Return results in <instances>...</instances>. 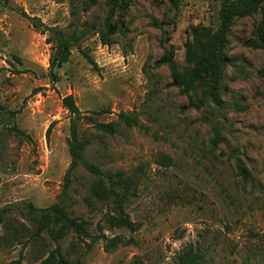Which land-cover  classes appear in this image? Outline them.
<instances>
[{
	"label": "rangeland",
	"instance_id": "rangeland-1",
	"mask_svg": "<svg viewBox=\"0 0 264 264\" xmlns=\"http://www.w3.org/2000/svg\"><path fill=\"white\" fill-rule=\"evenodd\" d=\"M221 2L181 0L174 9L131 0L105 44L113 0H0V210L15 207L0 224V264H40L58 245L79 264H178L188 248L206 264H264V51L256 43L264 0L233 16L218 102L207 79L185 93L171 66L158 64L168 53L186 71L187 43L196 29L218 28ZM30 18L76 35L68 62L52 67V31ZM70 94L80 116L63 105ZM74 121L89 141L85 159L129 178L123 209L135 231L110 227L117 205L92 194L96 177L80 165L66 203L91 236L34 237L23 206L59 200ZM102 122L116 131L98 129Z\"/></svg>",
	"mask_w": 264,
	"mask_h": 264
},
{
	"label": "trees",
	"instance_id": "trees-1",
	"mask_svg": "<svg viewBox=\"0 0 264 264\" xmlns=\"http://www.w3.org/2000/svg\"><path fill=\"white\" fill-rule=\"evenodd\" d=\"M174 9H178L181 0H168ZM249 0H222L220 9V24L217 29H196L191 42L187 43L186 61L188 68L184 72H179L174 67L173 56L165 53L158 61V64L167 63L172 69V84L179 87L182 92H189L196 87V83L207 79L210 94L213 99L219 101V83L222 77L224 66L226 63L225 47L227 37L235 13L244 9L243 5ZM131 0H113L111 11L109 12L107 29L108 32L102 35L105 44L110 43V34H113L119 28L124 13L130 6ZM88 7L89 4H85ZM112 17H117L114 24L110 21ZM33 26L46 33V30L52 31L53 40L55 42L54 54L51 60L52 67L68 62L71 55V47L76 45L77 38L75 34H66L61 30L53 28L41 29V25L36 18H30ZM257 45L264 51V9L263 17L257 27L256 32ZM260 75L264 79V63L260 71ZM63 105L71 114L80 116V109L76 104L72 94L63 98ZM121 122H125L129 126L137 125L135 118H131L124 113L120 114ZM96 127L100 130L114 133L116 131L115 124L97 123ZM51 129L48 130L50 134ZM89 141L79 136L77 123L74 121L71 125V135L68 138L69 151L71 154V163L64 176V185L59 200L48 207L37 208L33 204H25L23 210H26L28 217L34 225V237H39L43 233H47L50 238L58 243L69 232L74 233L79 239L84 240L90 237L89 224L84 219L73 216L68 210L66 196L71 187L75 170L82 165L86 170L96 177L91 191L92 194L103 199H112L116 203L115 213H108L106 220L110 227L123 228L130 231L137 229V224L132 220L130 215L123 209L122 197L131 189L129 178H125L122 173L108 174L104 172L98 165L85 159V150ZM124 191V192H122ZM14 206H9L0 210V224L5 220L7 213L14 210ZM119 238L112 239L111 245L105 246L106 249L115 247ZM178 264H206L200 259L199 253L193 248L185 249L179 253ZM15 264H21L17 260ZM40 264H79L70 260L58 245L53 248L49 254L40 262Z\"/></svg>",
	"mask_w": 264,
	"mask_h": 264
}]
</instances>
